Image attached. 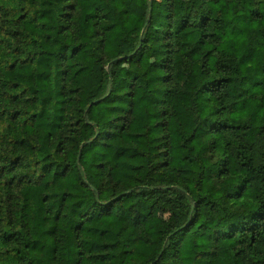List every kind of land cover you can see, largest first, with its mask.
<instances>
[{
  "label": "trees",
  "instance_id": "obj_1",
  "mask_svg": "<svg viewBox=\"0 0 264 264\" xmlns=\"http://www.w3.org/2000/svg\"><path fill=\"white\" fill-rule=\"evenodd\" d=\"M175 8L0 0V264H264V0Z\"/></svg>",
  "mask_w": 264,
  "mask_h": 264
},
{
  "label": "rangeland",
  "instance_id": "obj_2",
  "mask_svg": "<svg viewBox=\"0 0 264 264\" xmlns=\"http://www.w3.org/2000/svg\"><path fill=\"white\" fill-rule=\"evenodd\" d=\"M185 1H186V0H175V2H176V8H175V11L178 12V11L182 8V6H183V4L185 3ZM163 12H164V6H163V5H159V6L157 7L156 12H155V15H154V23H153V25L151 26V29H152L153 31H155V30L161 25V23H162V21H163ZM146 60L148 61L149 58H147ZM121 73L124 74V71L121 70ZM149 77H150V78H149V79H150V80H149V84H150L151 86L156 85L155 83L159 80V78L156 76L155 72L151 71ZM153 218H154V220H155L156 222H158L161 226L164 225V222H165V220H164V219H165V216L163 217L161 214H156ZM152 249H153V248H152ZM152 249L148 252L147 257H149V256L152 254V251H153ZM143 258H146V257L143 255Z\"/></svg>",
  "mask_w": 264,
  "mask_h": 264
}]
</instances>
